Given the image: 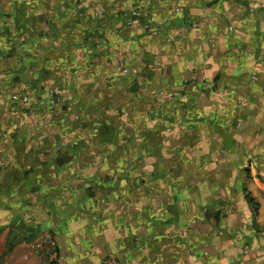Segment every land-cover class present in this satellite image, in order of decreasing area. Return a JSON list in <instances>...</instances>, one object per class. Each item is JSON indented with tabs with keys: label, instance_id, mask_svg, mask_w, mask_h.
Listing matches in <instances>:
<instances>
[{
	"label": "crops",
	"instance_id": "1",
	"mask_svg": "<svg viewBox=\"0 0 264 264\" xmlns=\"http://www.w3.org/2000/svg\"><path fill=\"white\" fill-rule=\"evenodd\" d=\"M16 41L23 54H34L0 60V199L3 216L12 220L17 212L20 222L0 238L4 246L15 250L10 235L27 228L20 218L33 204L40 227L50 229L57 242L58 264H81L84 256L85 264H264V0H0V53L15 54ZM48 49L61 50L43 57ZM118 53L129 75L116 102L123 104L115 119L116 154L131 159L144 154L146 181H121L128 190L103 197L86 187L89 212L76 217L74 206L84 196L78 191L74 199L73 184L89 186V174L104 168L94 166L83 148L76 157L58 152V137L30 135L39 145L24 148L18 138L27 126L21 97L46 95L47 81L62 78V87L84 107V120L91 94L120 84L107 66ZM58 102L45 109L56 110ZM64 102L59 111L70 105ZM223 114L226 130L217 135ZM90 120L89 115L86 123ZM203 125H209V135L186 128ZM170 126L178 129L173 137ZM127 127L135 132L126 135ZM76 136L81 142L91 137ZM123 142L137 147L122 151ZM156 155L163 164L147 163ZM188 156L197 159L193 166L164 164ZM245 157L255 159V177L238 174ZM136 168L137 163L126 170ZM154 172L161 181L150 180ZM171 172L181 177L174 185L163 176ZM233 172L237 177L229 176ZM189 174L209 177L185 182ZM98 184L109 188L115 182ZM243 186L256 210L243 197ZM64 237L78 250L73 258L63 252Z\"/></svg>",
	"mask_w": 264,
	"mask_h": 264
},
{
	"label": "rangeland",
	"instance_id": "2",
	"mask_svg": "<svg viewBox=\"0 0 264 264\" xmlns=\"http://www.w3.org/2000/svg\"><path fill=\"white\" fill-rule=\"evenodd\" d=\"M6 42H9V41H6ZM16 43H18V44H16ZM26 43L32 44V41H25V44ZM48 43H49V41L47 42V44ZM74 44H76V47H78L77 50L79 52L85 51V47H83L82 43H74ZM50 45H45V46L51 47ZM12 48L15 49L14 50L15 54H12L11 56H9L7 54L0 53V60L7 62L8 59L12 58V60L13 59L15 60V57H17V60L19 58L22 61L23 55L29 56V55L34 54L32 52V50H25V54H23L24 52L22 50V43L20 45L19 42H17V41L15 42V45L12 46ZM29 48L32 49V47H29ZM38 48H39V46H38ZM49 49H51V48H49ZM49 49L45 52H42L43 57H45L46 55H49L50 53L53 54V52H59L61 49L64 50V48L56 49V50H50V51H49ZM64 53H65V51H64ZM31 59H33V57ZM114 59L117 63L114 61V64L112 65L111 61ZM111 61L107 63V66L114 73V77L116 78V80L114 82L115 83H118L119 81H121V82H119L120 84H118V85L116 84L115 86L110 85L108 87L109 89L104 91V88H105V86L103 85L104 82L100 81V84L103 85V88L100 90V93L97 92V93L91 94L93 96L89 100L90 101V107L88 108L87 115L86 116L84 115V117H85L84 120L82 119V117H83L82 114H85L84 107L82 109L81 104L78 102V100L75 99L73 96L69 95L66 92L67 90L64 87H62V86H64L63 85L64 83L63 84L61 83L62 78L54 80V82L47 81V85L49 87H48L46 95H42V96L37 95L36 97H31V99L28 98V100L26 102L22 101L25 104L24 106L26 109V115H24L25 118L23 117V119L26 120L25 125H27V126H25L26 128L23 131H20L18 129V131H20L18 133V138L21 137V139H23L24 148L31 149L30 145H33V144H35L36 146L39 145L38 141L32 142V140H30V138H31L30 135L33 136V135L37 134L38 136H46L47 138H51V137L57 138L58 137V139L60 140L57 144L58 148H56V150H58V152L64 151V150H66V151L69 150L76 157L78 151H81V149L83 148L85 151H89V153H90L89 161L94 166H99V167L103 166V168H104V172L100 173L97 171L93 175L89 174L90 177H92L90 184H88L89 186H87L86 184H83V183H79V182H75L73 184V197H74V199H75L76 195L78 196V191H81L82 195L84 196L82 201H81V205H79V206L75 205L74 206V208L76 210H74L73 215L76 217H80L82 215L84 217L89 212V210L87 209L88 205L85 203L86 199L89 196V193L87 191H85L86 187H89V188L91 187L90 189L93 193L94 192L96 193V195H97L96 197H103L106 193L107 194L112 193L115 189H118V191L122 190V192L128 190L129 189L128 186L126 187V189H122V186L120 185L121 181L122 182L127 181V182L133 183L135 178H136V181H138V182H140V181L145 182L146 181V178H145L146 174L143 172V171H145V168L144 167L141 168V166H145L144 164L146 163V160H145L146 158H144V154L141 156L142 158L136 157L134 159L120 158L116 154L117 153L116 151H118V148H119L118 146L120 145L119 144L120 142L114 141L113 138L116 139L115 134L119 131V129H117L116 126L120 121L119 120L117 121L115 119H119V116H120L119 114L123 113V111H122L123 106H121L123 104L117 105L116 102L119 104V101H117V99L120 96V92H122V91L124 92V88H126V85L128 82L129 71L123 72L121 70H118V66H119L120 62H122L123 65L125 64L124 63V61H125L124 55H121L118 53L116 56H112ZM122 77H125V79L126 78L127 79L123 81V80H121ZM30 89H31V87H30ZM92 92H95V90L92 89ZM31 93H30V95H32ZM22 97H21V99H22ZM94 97H96V98L94 99ZM13 98L14 99L18 98V95L15 94V96H13ZM71 98H74L75 101L72 100ZM55 100L59 101L58 102L59 103L58 108H56V110H52L51 112H48L45 108H49V107L51 108L53 106V104H55ZM65 100L69 101L70 105H67V108H65L64 111H59V107L65 103L64 102ZM94 100H96L98 102L95 103V102H93ZM223 113H225V112L223 111ZM89 115H90V119L92 120V121L90 120L91 124L86 123V118H88ZM219 116H220L219 117L220 121L217 122V124H218L217 127L216 126L213 127V128L216 127V132H217L216 134L217 135L224 134V132H225L224 130H226L225 125L223 123H221V122H223L221 119L222 118L225 119L224 118L225 114L219 115ZM126 121L127 120H122V122H126ZM186 128L190 129L191 132L194 129L196 130V133L202 132V136H205V134L209 135L208 134L209 133L208 132L209 131V125H206V126L203 125L200 127H197V126L186 127ZM127 129H129V128L127 127L126 130ZM144 129L145 128L143 126L140 127L139 131L141 132V134L144 132ZM169 129H170V131H168V132L172 133V137H173L174 133H176L178 130L177 127H172V126H170ZM164 130L167 131V129L165 127H164ZM134 132L135 131H133V129L131 128V130L130 131L127 130L125 134L128 135L129 133H134ZM82 134L90 135L91 137L89 138V140H84L81 142L80 140H78V138H77L78 136H76V135L81 136ZM98 136L100 139H101V137H104L105 139L104 140L97 139ZM69 137H71V138H69ZM252 138H254V136ZM255 139H256V137H255ZM145 143L146 142L143 141L140 144L144 145ZM209 143L210 142L205 141V143H203V145L208 147ZM218 143L220 144V141ZM52 144H54V143H52ZM121 145L123 146L122 151H125V150L130 151L131 149H134L137 147V146H135L134 142H127V143L123 142ZM155 145H158V143H155ZM186 146L190 147V146H192V143H191V145H188V143H187ZM45 147H46V149H50V148H53L54 145H49V146L45 145ZM139 153L140 152H138L137 155ZM104 154H105V156H104ZM165 160H167L164 163L165 165H167L169 163L172 167L175 164V166L182 167V168H185L187 166L186 164L192 165V164H194V162L197 161V159H194V156H191V157L188 156V157H184V158L173 157V158H168ZM238 160H242V159L240 158ZM243 160L245 161L244 165L242 164L243 166H241V167L236 166L238 169V174H241V172L243 170L244 176L246 175L245 173H247L248 177L249 176L255 177V172H254V169L252 168L253 165L254 166L256 165L255 159L245 157ZM220 161L221 160L219 159L218 163ZM135 163L138 164V168H136L134 170V172L132 171V173H130L129 170L128 171L126 170L127 168L133 167L135 165ZM147 163H149V164L152 163L155 165L156 164L159 165L161 163L163 164L162 159L157 155L154 156L153 158L149 159V161ZM121 164L123 165V167H125V170H123L122 172H119V170H118V172H117V170L115 171V168L119 167ZM242 168H244V169H242ZM246 168L248 169V171H246ZM256 175H259V174H256ZM163 176L164 177L169 176V179L172 183L174 182L173 180L175 178L179 177L175 174H172V172L169 174L163 175ZM229 176L230 177H237V172H233V174H229ZM259 176L262 178L261 175H259ZM183 177H185L184 179H186V180H184L185 182L200 180L203 178H204L203 181H205L209 177V175L208 174H206V175L201 174L200 177H198V179H195V178H197V176L193 175V174L185 175ZM179 178H181V177H179ZM101 180L102 181L108 180V182H110V183H113V181H114L115 185H110V186H108L109 188H107L103 184L101 186H99L98 181L100 182ZM150 180L155 181V182H159V181H161V175L154 172L153 174H150ZM78 185L82 186L81 190H79ZM173 185H174V183H173ZM108 197H107V199H108ZM259 197L263 198L262 194H261V196L259 195ZM1 201L2 200L0 199V238L2 239L3 235L5 234V232L9 226H11L10 228H13L14 226L17 228V223H20V222H17V221H19V218H18L19 216L17 215V212L11 213V215H13L12 220L10 219L11 216L9 218L6 216H3ZM68 201H70V199H68ZM60 202H62L61 199H60ZM94 202H96V200ZM97 203H95V205H97ZM61 205H62L61 203L60 204L57 203V208H58L57 210H59V212L62 211ZM38 211H39V207H35L33 204H31L30 207H27L26 213L23 214V218H20L21 220L24 219V224L26 225L27 228L34 229V227H36V232H32L30 230L27 231V228L24 229L22 227L21 228L22 233H19V234L17 233V235L15 234V236L13 235L15 232H12L13 234L11 233V235H10L11 241L13 243L17 244L15 250L11 251V248H10L9 250L5 251L7 248L6 247L7 244L4 246V242L3 241L0 242V264H18L20 262H22L24 264H48V262L52 259H54V260L56 259V261L58 263L61 262V256H60L61 254L57 255V253L54 249L57 242H56V240L52 234V231L50 229L40 227L41 220L39 218L40 215L38 214ZM23 234H26V235L23 236ZM61 243L63 246V252L68 253V256L65 255L67 258H73L75 256V250H76V252H78V250L74 246V244H72L71 242H70L71 243L70 244L69 240L66 239L65 237L61 239ZM68 250H73V251H71L69 253ZM86 259H88V257L86 258L84 256L83 262L81 264H85ZM88 261H89V259H88ZM67 264H68V262H67ZM112 264H113V262H112Z\"/></svg>",
	"mask_w": 264,
	"mask_h": 264
},
{
	"label": "trees",
	"instance_id": "3",
	"mask_svg": "<svg viewBox=\"0 0 264 264\" xmlns=\"http://www.w3.org/2000/svg\"><path fill=\"white\" fill-rule=\"evenodd\" d=\"M246 171H248L247 168H246ZM246 175H248V174L246 173ZM242 193H243V197L245 198V200L252 205L253 210H256L257 209V203L253 200V197L249 194V192L247 191V188L244 187V186L242 187ZM9 249H10V245H7V248H6L5 251H7ZM54 249H55V251H56V253L58 255V253H59L58 247L55 246ZM48 264H58V262L56 261V259L55 260L52 259V260H50L48 262Z\"/></svg>",
	"mask_w": 264,
	"mask_h": 264
},
{
	"label": "built area",
	"instance_id": "4",
	"mask_svg": "<svg viewBox=\"0 0 264 264\" xmlns=\"http://www.w3.org/2000/svg\"><path fill=\"white\" fill-rule=\"evenodd\" d=\"M118 70H121L123 72H126L125 66L122 64V62L119 63ZM23 102H26L28 100L27 96H23L21 99Z\"/></svg>",
	"mask_w": 264,
	"mask_h": 264
}]
</instances>
